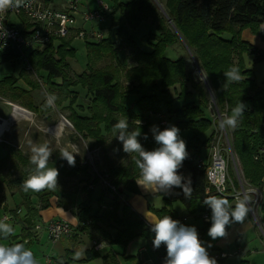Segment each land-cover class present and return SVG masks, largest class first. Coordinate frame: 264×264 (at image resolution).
<instances>
[{
    "label": "trees",
    "instance_id": "16d2710c",
    "mask_svg": "<svg viewBox=\"0 0 264 264\" xmlns=\"http://www.w3.org/2000/svg\"><path fill=\"white\" fill-rule=\"evenodd\" d=\"M113 1L110 14L119 11L128 28L136 29L142 21H148L154 26L156 32L149 31L147 35L151 50H142L127 27L120 26L115 41L109 33L97 41L85 40L87 68L74 76L71 75L69 61L75 55L71 45L72 37L56 39L30 52L27 62L36 75L40 71L46 74L48 95L55 94L57 97L55 106L68 102L66 118L75 135L85 142L87 150L99 149L104 170L96 171L92 182L97 183L101 176L115 188L112 193L105 186L106 191L112 194V202L100 212L93 213L89 200L84 201L76 213L78 220L83 223L89 221V225L101 223L113 226L115 233L109 237V243L124 246L136 237L153 238L154 233L142 217L120 200L124 190L137 192L135 179L139 176L132 155L124 153L122 149L114 152V149L122 148V144L109 141L113 125L121 118L128 119L130 130L140 128L141 136L138 139L146 150H153L159 145L148 132L150 122L145 112L156 114L164 107L173 115L174 126L193 132L186 143L189 156L182 165L187 175L180 173L186 180H191V198L186 199L180 188H174L171 194L188 212L197 213L200 217L206 213L211 217V209L203 203L206 197L226 198L233 207L235 202L232 197L218 194L211 187L206 190L208 182L205 171L196 167L195 160L200 158L204 146L209 147L214 133L211 132L203 140L197 134L207 132L212 125L218 127V120L207 117L204 112V108L209 105L210 94L215 107L226 117L231 115L232 108L241 100L246 104V109L238 127L226 129L229 153L236 159L239 166L237 169L245 183L264 189V79L257 82L253 69L244 59L245 55H254V61H264V49L253 46L241 37L242 31L248 29L251 34L264 40V31H261V25L264 24V0ZM17 20L22 22L24 33L28 35L27 30L31 25L26 18L19 15ZM182 41L203 74V85L186 69L182 58L170 59L165 55L167 46L183 44ZM116 43L119 48L129 49L130 65L125 66L120 62ZM18 56L19 52L14 45H9L6 49H0V64L14 62ZM101 61L103 65H95ZM233 65L240 69L243 76L239 83H228L224 77L223 73ZM15 84L16 79L11 76L0 79V88L4 92L15 100L20 99L28 110L42 115L43 106L35 104L31 94L39 84L27 80V85L31 87L29 90ZM188 85L197 92V100L192 98ZM78 86L86 91V106H78L85 113L77 112L72 107L77 99V90L73 88ZM149 90L158 91L168 99H162L157 93H146ZM171 90L176 93L173 99L169 98ZM136 106L137 110L134 109ZM166 118L168 123V115ZM144 134H147L146 140ZM113 154L120 160L117 161ZM16 156L20 162L25 161L22 155ZM53 161L59 172L66 170V160L61 158L60 153L53 156ZM68 167L71 172L76 170L84 173L87 180L90 178L87 164H80L76 160L74 167ZM24 177L25 173L21 172L19 176L9 178L7 184L22 186ZM35 193L39 198V207L46 208L53 190L45 189ZM102 198L103 195L98 200ZM156 214L158 217L169 215L179 221L169 200L161 209L156 210ZM246 218L251 219L249 213ZM260 222L264 224V202L260 207ZM210 226L211 223L204 222L201 228H196L198 234H203ZM239 264L247 262L240 261Z\"/></svg>",
    "mask_w": 264,
    "mask_h": 264
},
{
    "label": "rangeland",
    "instance_id": "374dc122",
    "mask_svg": "<svg viewBox=\"0 0 264 264\" xmlns=\"http://www.w3.org/2000/svg\"><path fill=\"white\" fill-rule=\"evenodd\" d=\"M79 5V12L86 11V10H95L96 8V0H76ZM105 3H113V0H101ZM128 0H121V2H127ZM161 11H164L163 7L161 6ZM121 14L119 13V16ZM75 25L78 23H81L80 16L78 14L75 15ZM12 23L16 25V27H19L18 22L15 20V18H12ZM122 25H125V21L121 20ZM85 29L89 27V23L85 24ZM106 28H109V22L105 24ZM120 27L119 24L115 25L114 28L110 30V37L114 41L116 40V32L118 28ZM127 27V26H126ZM127 30L132 35L134 41L136 44L144 51L151 50V47L149 43L147 42V35L149 31L156 32L154 29V26L151 25L148 21H142L140 25L136 29H130L127 27ZM107 30H105L106 32ZM106 35H108V32H106ZM105 36V34H104ZM72 47L75 49V55L73 59L69 60L72 68L71 75L74 76L77 73L82 72L87 68V58H86V50H85V40L80 38H75L71 42ZM117 47V54L120 62L128 66L130 65V61L128 58L129 49L126 47H118L117 43L115 44ZM165 55L170 59H177L182 58L183 63L188 71H190L196 81L202 82L204 79L203 74L201 71L197 68V63L195 62L193 55L187 48L181 43H177L171 46H167L165 49ZM246 64L251 67L254 71V76L257 82H261L262 79H264V61H254V55H245L244 56ZM104 62H96L95 65L100 66L103 65ZM24 64L22 61L16 60L14 62L6 61L0 64V79L5 76H11L16 79V84L19 87L30 89L29 85H27V80H31L33 82H36L39 84L36 88H34L31 91L33 101L35 104H41L43 106V112L42 115L39 113L35 115L34 113H30L28 108L24 107L23 102L20 99H13L11 98L7 92H4L0 88V116L4 117L5 119L9 118L10 115L13 113V106L17 105L23 109H25L27 112L20 111V115L16 114L15 119L8 123L6 130L4 131L6 133V136L2 135L0 136V139L6 140L7 142H11L15 145L16 151H12L9 153L11 155V158H8V160L4 166L0 167V178L2 182H5L2 185V188L5 191V196L7 201L9 202V208L13 209L15 204L17 206H20L21 201L20 200V193L16 186L7 184V179L11 177L19 176L21 172L25 173L24 180H26L30 174L33 173L34 167L31 166V163L29 162L30 157L32 155L31 153V146L32 145H40L47 143L52 153L56 151H61L63 149L68 150L69 152H74L76 154L75 156L79 157V160L81 162L85 161L86 164L89 167V170L94 174L95 169L98 172H102L104 170V164H103V158L99 154V149H93L91 151L86 149L85 142H82L81 140H73L69 139L71 135H66L68 132H71V126L69 123L66 124V131L63 133V135L58 138H55L52 134L54 132L53 126L51 124H54L55 121L59 119H64L62 115L66 116L68 114V109L66 108L68 102H64L61 105L55 106V104L52 107H46V98L48 96V86L45 84V73L43 71H40L39 75H36L34 71H28L24 69ZM205 81V80H204ZM203 85V82L201 83ZM189 89L192 91V98L194 100H197V92L191 88L190 85H188ZM73 90H77L76 95L77 99L76 102L72 105L73 109H75L77 112L85 113L86 111H81L78 107L79 105H82L83 107L86 106V91L82 86H78L76 88H73ZM146 93H157L159 97L162 99H168L165 98L161 93L158 91L149 90ZM170 99L176 97V93L172 90L170 91ZM209 96V95H208ZM9 102H12V104H9ZM137 110V106L134 108ZM166 109L163 107L161 109V113H164L165 116L168 115V126H172L174 122L173 115H170L168 112L166 113ZM205 115L211 119H217L218 121L226 117L223 113L219 112L218 109L212 104L211 100L209 101V105L204 108ZM152 113V114H151ZM149 116V126H148V132L150 136L153 137V133L150 131L151 127L153 125L158 126L160 130L161 127L157 124V117L156 114L151 112ZM62 114V115H61ZM156 118H155V117ZM219 128V127H217ZM180 129V136L181 138L187 143L189 141V138L193 135V132L190 130H187L185 128H179ZM48 130H52L48 131ZM39 131V132H38ZM224 131L227 134V130L224 129ZM40 132H43L42 136L37 138L40 134ZM35 133L38 134L35 135ZM210 134V130L207 132H200L197 134V136L200 138V140H203L208 137ZM227 136V135H226ZM110 142L121 144L114 136L111 135ZM0 141V144H3V142ZM70 142H74L76 144L75 148L71 147ZM222 152L224 155L228 157L229 161V167H228V173L230 178L233 181H236V169L239 168L238 163L236 159L231 158L229 155L227 142L222 139ZM121 146L119 148V151H121ZM6 149L1 147L0 145V156L5 155ZM21 154L23 157H25V161L20 162L16 155ZM204 154V151H203ZM109 156H111L109 154ZM113 156H115L113 154ZM115 158V157H114ZM117 161L120 160L115 158ZM51 160V159H50ZM15 162V163H14ZM49 167H56V163L53 161H49ZM89 181V180H88ZM262 192H264V189H262ZM26 195H32L34 196L33 191L24 192ZM15 204H14V202ZM174 205L173 207L177 211V213L180 215H183L186 217V220L184 223H187L191 226H196L201 228L204 224V220L202 217H199L197 213H190L187 211V209L184 208V206L178 201H173ZM21 216L24 215L27 211L26 204L21 206ZM13 214L19 215L18 210L12 211ZM3 213H6L7 216H10V211L4 210L3 206L0 205V218L3 215ZM210 220V216H209ZM258 220L260 222V213L258 214ZM211 221V220H210ZM29 225H33V227L36 224H40L42 226V229L39 231V237L40 240L38 242L33 241V244L29 247L36 256L37 259H41L39 264H44L45 256H49L52 254V260L53 264H58V261H61L60 258V249H53V243L50 242L47 239L46 231L42 223H38L37 221L33 220L32 218H29L28 220ZM258 226L253 218H245L243 223L238 224H231L227 227V235L223 238H217L213 240L211 237L208 236V229L206 230V237L207 239H211L212 243L215 245V247H218V249H223L225 251H230L235 248H240V253L238 255H231L227 257L225 260L228 264H238L240 258L244 259V255L242 251H249V256H252L251 260L253 261V264H264V224L260 222ZM18 229V228H17ZM17 233L19 230H16ZM20 233V232H19ZM205 235V234H204ZM61 246H65L67 248H70L69 246V240L67 238H62L59 240ZM73 243V242H71ZM74 244V243H73ZM119 245L123 247L121 244H114ZM121 247V248H122ZM50 248L51 251L50 252ZM63 252H65L63 250ZM70 264H85L79 263V262H70ZM91 264H102L101 258L95 259L91 262Z\"/></svg>",
    "mask_w": 264,
    "mask_h": 264
},
{
    "label": "clouds",
    "instance_id": "9594fccd",
    "mask_svg": "<svg viewBox=\"0 0 264 264\" xmlns=\"http://www.w3.org/2000/svg\"><path fill=\"white\" fill-rule=\"evenodd\" d=\"M22 0H0V12L13 6H20ZM264 31V24L261 25ZM228 83H239L243 80L240 69L233 65L224 73ZM57 97L49 94L46 98V107H52ZM246 104L241 100L231 110V115L218 121L220 129H235L240 118L244 115ZM140 124V121H138ZM155 142L159 145L153 150H146L138 139L141 136L139 129L130 130L128 119L121 118L113 125V136L122 144V150L132 155L134 164L139 170L136 183L143 189L151 192L171 194L174 188H180L186 199L191 198V180L185 179L179 169L188 158L186 142L180 136V129L174 125L160 130L153 125L150 129ZM147 134H144L146 140ZM119 149H114L118 152ZM30 163L34 165V171L22 182L25 192H40L42 190H55L58 187L59 170L49 167L52 150L47 143L31 146ZM62 159L69 166H75L74 153L66 149L60 151ZM203 203L211 209V226L208 236L213 240L227 235V227L234 223H243L250 211L248 207L249 197L244 195L233 207L228 199L218 196H209ZM151 231L154 233L152 241L154 249L162 245L166 247V257L163 264H218L211 257L199 238L194 226L183 225L180 221L169 215L154 217L150 220ZM15 228L0 220V236L7 239L15 235ZM211 247V245H209ZM81 253H75V259H80ZM0 264H39L33 251L25 247L24 243L11 245L0 243Z\"/></svg>",
    "mask_w": 264,
    "mask_h": 264
},
{
    "label": "crops",
    "instance_id": "0c3cea01",
    "mask_svg": "<svg viewBox=\"0 0 264 264\" xmlns=\"http://www.w3.org/2000/svg\"><path fill=\"white\" fill-rule=\"evenodd\" d=\"M42 1L46 5H49L53 8L62 9L66 6L67 0H42ZM118 2H121V0H118ZM108 4L111 7H113V3H108ZM97 8L98 6L96 3L95 9ZM121 20L125 21L124 17H122L121 15L119 16V11H113L112 14H106L104 21L99 22L97 24L90 23L87 29H85L86 28L85 24L82 23H78L77 25H75V28L76 29L83 28L85 30H89L91 26H93L95 29L100 30V32L103 34V37H106L107 36L106 32L109 33L110 30L115 27V25L119 24L120 26L125 27V25H122ZM107 22H109V28L105 27V24H107ZM105 30L107 31L105 32ZM69 37L75 39L73 34H71ZM241 37L243 40H246L251 44H253V46L259 49H264V40H262L258 35L251 34L248 29L242 31ZM8 103L12 104V102L9 101ZM29 112L31 113L32 111L29 110ZM29 112L27 111V113ZM32 113L37 115V113L35 112ZM149 114H150L149 112L144 113V115L147 116ZM62 117L64 119L58 118L54 124H51L54 129L52 135L58 140V138H60L63 135V133L66 131L65 129L68 126V125L66 126V124L69 123V125L71 126V130H70L71 132H68L66 134L68 136L71 135L69 139L81 140L82 142H84L82 139H79L75 135L72 125L68 121L66 116L62 115ZM0 118L3 119L4 117L0 116ZM5 130L6 128L3 129L0 136L2 135L6 136V133L4 132ZM209 130L210 133L211 132L214 133L215 136L218 128L217 126L212 125ZM48 131L52 132V130H48ZM42 134L44 133L40 132L38 136V134L35 133V135H37L38 136L37 138L39 139L42 136ZM0 141L2 140L0 139ZM2 142L3 144L0 145L1 147L3 146V148L6 149L7 153H5V155L3 156H0V167L4 166L8 160L10 159L12 160L11 155L9 153H11L12 151H16L15 145L13 143L7 142L6 140H3ZM68 144H70L71 147H74V149L76 150L75 148L76 144L74 142L73 143L70 142ZM56 153H60V151L58 150L52 153L50 161H53V156ZM18 155L20 156L21 154L18 153ZM208 156H209V147L204 146L201 149L199 157L206 160ZM114 157L116 158V156ZM75 159L78 160L80 164L87 163L85 161L81 162L79 160V157L77 156H75ZM32 166L34 167V165ZM65 168L66 170L63 173L59 172L58 187L55 190H53V195L49 198V205L43 209L39 207L40 205L39 198L35 192H33L34 196L26 195L24 194L25 191L23 190V187L15 184H11V185L17 187L21 197L20 200L22 201L20 203L21 204L20 206H17L13 201L15 206L13 209H10L8 207L9 202L6 199L5 191L2 188V185L5 182H2L0 178V205L3 206L4 210L6 209L7 211H10L9 214L11 217L9 220H3L4 216H6V213H3L0 220H3L11 224L15 228V230H19L20 232L17 233V231H15V235L7 239H4L2 236H0V243L7 245H11L14 243H24L25 247L29 248L33 244V241L38 242L40 240L39 237L40 230L35 231L33 225L28 224L29 218H32L38 223H42V225H46L48 222L54 220H64L67 221L74 228V234L72 236L64 237L69 240V246L71 247L70 248H67L65 246L62 247L61 246L62 243L59 242V240H61L62 238L56 241H50L47 238L50 242L53 243V249L61 250L60 251L61 261H58V264H70V262H79V263L84 262L85 264H91L93 260L99 258H101L102 264H161L165 252L162 247H160L159 249H154L152 244L154 237L153 238L136 237L132 239L130 242H128L126 245H124L123 247L122 246L119 247V245H114L109 243V237H113L115 233V229L113 226H104L101 223H97L96 225H89L88 224L89 221H87L86 223L79 221L76 213L79 210L80 205L84 201H86L87 199L89 200L91 204V210L93 213L100 212V210L104 209L105 206L111 204L112 194L111 193L109 194V192H107L105 189V185L102 184L101 179L103 177L99 176V181L97 183L92 182L94 175L89 169L87 171L90 174V178L88 179L89 180L88 181L84 173L76 170H73L71 172V168L68 167L67 161ZM93 168L92 170L94 171L95 174L96 170ZM183 174L184 176H186L187 172H184ZM135 184H136L137 192L124 190L121 193L120 200L122 204L128 206L132 211H134L140 217H142L150 229H151L150 220L154 217H158V215L156 214V210L161 209L165 205L166 200H169L170 207L173 209V211H175L177 215V219H179V221H181L184 225L191 226L187 223H184L186 217L181 214L179 215L175 210V208L173 207L174 205L173 201L178 202V200L174 195L147 191L142 187L138 186L136 180H135ZM87 190L89 192L88 196H87ZM101 195H103V198L101 200H98ZM262 202H264V200H262ZM25 204L27 207V211L24 215L21 216L20 208L22 205ZM261 204L258 208V214L260 213ZM15 210L19 211L18 212L19 215L13 214L12 211ZM208 223H211V221L209 220ZM84 224L85 226H83ZM194 227L199 228L196 226ZM205 232L203 234H199V238L203 242L204 246L207 248V251L223 250V249H218V247H215V245L212 243V240L207 239ZM71 242H73L74 244ZM95 245L97 246V249L94 248ZM209 245H211V247H209ZM63 250L65 252H63ZM78 251L81 253V257L80 259H75V253ZM50 252H52L51 248H50ZM242 252L244 255L243 257L244 259H241L242 258L241 257L239 263L240 261H246L247 264H253V261L251 260L252 256L248 255L250 252L249 251H242ZM47 259H50L49 264H53L52 254L50 255V257L45 256L44 264H48ZM40 260L41 259H38V262H40ZM222 264H228V263L226 260H224Z\"/></svg>",
    "mask_w": 264,
    "mask_h": 264
},
{
    "label": "built area",
    "instance_id": "2783aa9c",
    "mask_svg": "<svg viewBox=\"0 0 264 264\" xmlns=\"http://www.w3.org/2000/svg\"><path fill=\"white\" fill-rule=\"evenodd\" d=\"M98 8L95 10H86L79 12V5L76 0H67L66 6L62 9L53 8L46 5L42 0H22L20 6L10 7L7 10L0 12V49H6L9 45H14L18 50L19 61L24 64V69L32 71V68L27 62V55L43 45L49 44L56 39L68 38L71 34L75 38L88 39L97 41L103 38V34L100 30L95 29L93 26L89 30L83 28H75V15L78 14L82 24L87 23H99L104 21L106 14L112 12V8L108 3L96 0ZM22 15L26 18L29 25H31L28 31V35L24 33L22 22L17 18ZM12 18H15L19 22V27H16L12 23ZM157 124L163 130L168 127L167 118L165 114L158 112L156 114ZM227 142V136L224 129L218 128L215 136L209 145L208 158H197L195 165L199 169H204L205 177L208 182L206 190L209 187L213 188L215 192L223 196H230L233 198L235 204L244 195L249 197L248 207L250 208L249 214L260 226L258 220V208L264 200V192L260 188L252 187L245 183L238 169H236V183L230 178L228 173L229 161L228 157L223 154L222 143L223 139ZM228 146V144H227ZM229 151V146L228 150ZM229 153V152H228ZM232 160L233 157L229 153ZM180 173L184 172V168L179 169ZM102 184L108 187L112 193L115 192V188L110 186L104 178L101 179ZM10 216H4L3 220H9ZM204 222L209 221V216L202 214ZM47 238L50 241H56L64 237H70L74 234V228L64 220H54L48 222L45 226ZM42 229L40 224L34 226L35 231ZM97 249V246H94ZM165 255L161 261L163 264L166 257V247L162 245ZM211 257H214L218 264L231 255H238L240 248H235L230 251L223 250H208ZM47 263H50V259H47Z\"/></svg>",
    "mask_w": 264,
    "mask_h": 264
},
{
    "label": "bare ground",
    "instance_id": "6f19581e",
    "mask_svg": "<svg viewBox=\"0 0 264 264\" xmlns=\"http://www.w3.org/2000/svg\"><path fill=\"white\" fill-rule=\"evenodd\" d=\"M12 106H13V113L10 115V117L8 119L0 118V134L2 133L3 129L7 127L8 123L15 119L16 114L20 115V111L27 112L25 109L17 105H12Z\"/></svg>",
    "mask_w": 264,
    "mask_h": 264
},
{
    "label": "water",
    "instance_id": "95a60500",
    "mask_svg": "<svg viewBox=\"0 0 264 264\" xmlns=\"http://www.w3.org/2000/svg\"><path fill=\"white\" fill-rule=\"evenodd\" d=\"M164 14H165V12L164 11H162ZM183 42V41H182ZM183 44H184V42H183ZM184 46L186 47V45L184 44ZM187 48V47H186ZM188 50V49H187ZM210 100H211V102H212V104L215 106V104H214V99H213V97H212V95L210 94ZM227 144H228V146H229V142H228V140H227Z\"/></svg>",
    "mask_w": 264,
    "mask_h": 264
}]
</instances>
